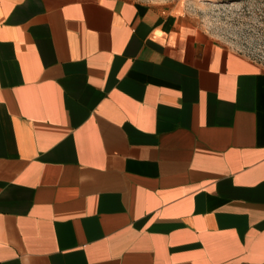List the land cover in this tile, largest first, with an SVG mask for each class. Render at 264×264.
Segmentation results:
<instances>
[{"label":"crops","instance_id":"1","mask_svg":"<svg viewBox=\"0 0 264 264\" xmlns=\"http://www.w3.org/2000/svg\"><path fill=\"white\" fill-rule=\"evenodd\" d=\"M0 264H264V67L136 0H0Z\"/></svg>","mask_w":264,"mask_h":264},{"label":"rangeland","instance_id":"2","mask_svg":"<svg viewBox=\"0 0 264 264\" xmlns=\"http://www.w3.org/2000/svg\"><path fill=\"white\" fill-rule=\"evenodd\" d=\"M180 14L230 49L264 67V0H136Z\"/></svg>","mask_w":264,"mask_h":264}]
</instances>
